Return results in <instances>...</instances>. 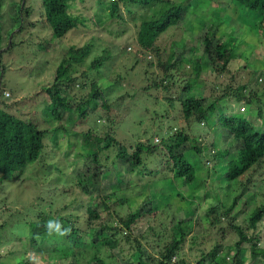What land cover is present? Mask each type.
<instances>
[{"label":"rangeland","instance_id":"374dc122","mask_svg":"<svg viewBox=\"0 0 264 264\" xmlns=\"http://www.w3.org/2000/svg\"><path fill=\"white\" fill-rule=\"evenodd\" d=\"M13 1L17 2V0L2 1L3 31L10 28L11 10L9 7L10 2ZM40 1H24L25 6L30 9L29 16L22 22L20 30L16 31L17 28H15L9 33L7 39L9 40L12 36L11 39L14 44L8 49L5 48L6 46L0 48V65L4 68L3 74L0 72V81L3 92H7L6 96L0 92V108H4L19 119L30 120L38 128L47 129L48 132L56 128V132L54 131L55 139H53L52 134L46 136L43 139V147L37 160L26 164L21 170L19 178L5 179L0 183V264H16L22 258L29 259L31 264H84V261L80 263L74 261L72 255L77 254V249L69 247L65 235H60L55 229L51 231L48 229L43 234L46 243L49 245L44 243L41 251H35L33 247L29 246V239L26 238L29 233L30 221L38 219L37 216L41 215L42 212L45 215L58 216L61 219L63 216L71 218L73 213H76L77 216L81 214L78 209L83 211L89 206L91 209L87 214L94 218L91 224L97 226L98 223H104L102 222L104 219L114 222L117 216L129 215L130 211L135 209L145 198H149V203L142 206L140 210L142 215L131 224L129 231L122 229L117 236L114 255L111 256L108 251L99 246L98 255L101 258L109 264H136L137 260L149 264L148 256L156 255V248H151V245L155 244V237L154 235L150 236V233L145 231L147 226L150 225L157 233L164 232V241H168L170 235L176 231L174 224L177 219L192 214L193 224H186L183 228L186 232V242L182 247L184 258L188 262L190 260V264H214L207 257H204L200 263H196L194 260L201 256V251H206L207 247L213 244V239L222 246L232 244L236 239L235 233L229 229L227 222L222 220L216 225L223 228L221 233L216 232L215 226H206L203 218L200 219L203 226L201 227L198 219L202 216L203 208L206 207L207 201L209 202L211 198L198 200L197 211H195V208L192 209V205L187 207L182 205L180 196L194 193L202 194L205 190L211 194L214 193L218 183L217 173L219 171L213 160V148L220 150L227 147L230 144L228 139L222 142L221 136L214 135L215 126L207 127L199 124L192 127L193 135L182 146V150L184 155L192 160L196 180L186 185L178 179L173 180L175 183L169 182V175L161 176L159 169H157L158 165L156 166L157 162L149 157L145 160L144 166L148 169L156 168L157 175L148 179V175L145 174L146 169H140L135 175V173L128 172L129 165L122 160L116 159L110 163L111 158H113L112 154L107 157L106 164L101 166L97 164L96 166L90 161V154L94 150V145L97 144L96 135L93 134V131L95 129L101 131L112 126L114 137L118 141L124 142L136 141L137 136L150 135L154 129H158L156 126L159 121L157 120L161 117H155L156 121L153 119L155 126L152 123L149 126V115L160 110L159 106L163 105L164 102L163 96L175 94L173 92L176 91L175 88L182 86L183 81L186 80L194 84V87L197 85L196 96H209V98L218 96L225 92L226 84L233 87L238 82L248 85L246 92L249 90H256V93L260 92V88H264V82L259 80L256 75L262 72L264 78V37L261 36L264 34L258 22L260 13L245 10L235 1L196 2L195 0H188L186 13L178 21V25H171L161 32L156 37V44L163 56L168 53L170 41L184 42V50L196 48L195 56L200 58L201 63L199 77L203 80L193 81L187 77L184 79L173 76L170 84H167L166 91L161 90V88L149 87L143 93L140 92L139 87H142L146 81H150L160 72L154 63L152 70L147 73L144 71L145 61L155 60V57L149 52L145 54L138 52L139 60L134 62L135 51H137L135 48L136 26L134 21L129 18L125 6L121 5L125 1L119 2L118 14L121 19H117V17L106 15V10H99L100 7H97L96 0H74L70 3L68 12L75 15L80 11L85 17V27L71 29L59 38L53 37L49 26L45 25ZM127 6L131 10H136V18L150 15L149 10L144 11L137 8L136 5L130 6L129 3ZM78 18L82 19L81 16ZM206 31L211 32L214 38L222 40L232 35L235 49L229 62V71L232 73L233 79H227L228 74L226 73L221 75L213 71L215 63V59L212 62L213 55L209 59V66L212 67L206 66L207 57L202 52V46L198 45ZM8 40L6 44H8ZM88 42L91 43L90 53L84 58L83 65L71 67L69 75L72 82L70 87L68 90H60L59 94L68 101L79 100L87 93V86L80 88V84L89 81L91 77L97 76L99 84L104 87L114 81L115 85L112 90L110 88L111 91L108 90V95L113 98L118 97L119 112L117 115L120 118H117L111 125L95 119L96 114L100 113L99 110L89 116L87 112H83V115L86 116L83 120H81V116L75 121L77 123L69 122L67 109L69 107L59 108L55 112L46 91V88L51 86L55 67L67 47L70 45L79 46ZM103 49L109 52V59L102 64L97 72L94 69L87 70L86 64L92 57L100 54ZM208 49L212 52V45ZM177 53L179 52L177 51ZM175 58L180 59L184 63V69L190 73V64L184 62L183 57L181 58L178 54L175 55ZM170 71L173 75L177 72ZM247 79L248 83L246 82ZM254 80H257L258 83L255 84ZM201 83L203 85H200ZM258 105L260 108L263 107L261 104ZM142 106L148 107L150 112H140L139 109ZM216 106L218 113L213 117L214 119L218 118L219 115L241 114L243 112L248 114L251 111L249 105L245 106V109L243 108L244 100L235 101L231 93L219 98ZM125 107L132 110L123 115L122 113L126 112ZM73 110L76 117L77 112L75 109ZM112 114L110 113V116ZM258 122L259 124L255 128L262 129L264 112H262ZM163 123L164 125L167 123L171 126L176 125V121L170 117L164 119ZM61 126L66 127L69 132L64 131ZM88 128L91 129L89 130L90 133L84 135ZM142 132L144 133L141 134ZM71 138L73 145L69 147L66 144L67 140H71ZM213 141L215 142L214 146L211 145ZM99 145H101L100 142ZM192 146H197L199 152L191 153ZM99 159L102 162L103 156L101 155ZM161 164L160 167L163 166ZM80 173H84L87 182L83 190L76 183ZM116 177L118 180H115ZM128 180L135 181L133 186L126 182ZM114 183L118 188V191L115 192L117 200L124 201L126 197L129 202L116 201L115 204L108 207L107 215L105 211H101L94 204V199L96 195L106 194L107 189L110 190L109 187ZM249 191L253 194V199L249 205L253 201L257 203L264 200V170L259 169L252 175ZM112 198L115 197L112 196ZM66 204H69L68 207L62 208ZM182 207L184 209L180 211ZM238 209L236 207L235 210ZM195 212L198 214L197 217H194ZM79 217H77L79 224L85 227L87 215L84 213L85 219ZM240 219L241 216H238L235 223L241 224ZM144 231L149 235L145 239L140 238ZM206 231H209L206 244L202 245V240L199 237L195 243L193 241L192 244H189L193 233L198 234L200 232L202 234ZM250 232L251 230H248L247 234ZM254 232L258 240L256 245L263 249L264 219L257 225ZM208 237L211 238V241ZM135 240L146 250L141 260L142 257L139 258L136 254H131L136 245ZM158 244L160 245V243ZM244 247L246 248L247 244ZM189 249L191 251H188ZM233 251L232 249L230 254ZM239 256L243 258L244 264H263L264 262L262 257L263 262L258 259L256 261L250 260L247 250Z\"/></svg>","mask_w":264,"mask_h":264},{"label":"trees","instance_id":"16d2710c","mask_svg":"<svg viewBox=\"0 0 264 264\" xmlns=\"http://www.w3.org/2000/svg\"><path fill=\"white\" fill-rule=\"evenodd\" d=\"M2 1L3 0H0V48L6 46L5 48L8 49L14 44L11 39L12 36L9 40L7 39L9 33L15 28H17L16 31L22 28V22L29 16L30 9L25 6V0L10 2L9 8L12 12V14L10 12L9 16L10 28H6L3 31L1 12ZM73 1L74 0L40 1L42 8V12H40L46 23L45 25L49 26L53 37L59 38L71 29L85 27V17L80 11L75 15H71L68 12L69 5ZM121 1H125V3L121 5L125 6L124 8L129 18L134 21L133 23H135L136 26L135 48L137 51H135L134 62H138L139 60L138 52L143 54L149 52L155 57V60H146L144 71L146 73L149 72L155 64V67L160 72L156 77L152 78L150 81H146L142 87H139L140 92L144 93L149 87L161 88V90L166 91L173 76L184 79L187 77L193 81L200 79L199 73L201 71V63L200 58L195 56L196 48L184 50V42L176 43L175 41H170L168 53L163 56V54L160 53L159 46L156 44V37L161 32L171 25H178V21L186 13L188 0H107L105 2L96 0L97 7H100L98 8L99 10H106V15L109 17H117V19H121L118 14L119 2ZM195 1L209 2L211 0ZM228 1H235L245 10L260 13L258 22L264 34V0ZM128 3L130 6L136 5L137 8H141L144 11L149 10L150 15L136 18V10L129 9L127 6ZM79 16L82 17L81 20L78 18ZM261 36L264 37L263 35ZM7 40L8 44H6ZM2 41L3 44H1ZM198 45L202 46V52L205 53L207 57L206 66L210 67L209 59L211 55H213L212 62L215 59L213 71L221 75L226 73L228 74L227 79H233V75L229 71V62L233 57L235 49L232 35L222 40L214 38L211 32L206 31ZM211 45L212 52L208 49ZM90 49V42L79 46L70 45L67 47L64 55L55 67L51 86L47 87L46 91L55 112H57L59 108L65 109L69 107L67 108L69 111V122H75L81 116V120H83L86 117L83 115V112H87L89 116L95 113L96 110H99L100 113L96 114L97 117L95 119L99 120V122H107L111 125L117 118H120V116L117 115L119 112L118 97L116 96L113 98L108 95L109 91H111L112 87L115 85L114 81L112 84H108L104 87L99 84L97 76L91 77L89 81L80 84V88L87 86V93L84 97L79 98V100L73 99L72 101H68L59 94L60 90H68L70 87L69 85L72 82V78L69 75L71 67H73V65H81L84 58L90 53ZM177 51L179 53H177ZM176 54L181 58L183 57L184 62L186 61L190 64V73L192 74L184 69V63L180 59L175 58ZM108 59L109 52L103 49L100 54L91 58L86 64V69H94L97 72ZM170 70L177 72L173 75ZM3 71L4 68L0 65L1 74H3ZM261 73L262 72H259L256 75L259 77V80L264 82ZM246 82L248 83V79ZM253 82L255 84L258 83L257 80ZM203 83L200 85H203ZM193 85L194 84L190 83L189 80L183 81L182 86H177L175 88L176 91H173L175 94L172 96H163L164 102L162 103L163 105L159 106L160 110L149 115V126H151V123L155 126L153 119L156 121L155 117H161V119L157 120L159 121V124L156 126L158 129H154V132L150 135L145 137L137 136L136 141L130 140L129 142H124L118 141L114 137L113 129H111L112 126L101 131L95 129L93 134L96 135L97 144L94 145V150L90 154V161L96 164V166L97 164L101 166L107 163V157L112 154L113 158H111L110 163L116 159L122 160L128 163V172L132 174L135 173V175L140 169H146L147 171L145 174L148 175V179L157 175L156 168L148 169L144 166L145 160L149 157L157 162L156 166L158 165L157 169H159V174H161V176H170V178H168V180L170 179L169 182L172 183L173 180L178 179L181 183L189 185L196 180V174L192 160L184 155L182 146L185 142H188L193 135L192 127L194 125L203 124L207 127L215 126L216 130L214 131V135L221 136L220 140L222 142L228 139L230 143L228 144L229 147L227 145V147L220 150L213 148V160L219 171L217 173L218 183L216 184V190L212 194L207 190L203 191L202 194H185L186 196H180V202L186 207L192 205V209L195 208V211H197L198 200L207 197L209 199L211 198L209 202L207 201L206 207L203 208L202 216L198 221L203 218L206 226H215L216 232L219 231L220 233L223 232V228L216 225H218L221 220L225 221L229 229L235 233L236 239L232 244L225 246L220 245L218 241L213 239V244L208 246L206 251H201V256L194 261L200 263L204 257H207L210 261H213L214 264H244V260L239 254L247 250L250 260L256 261L258 259L263 262L264 248L262 249L256 245L258 240L254 230L264 219V200L257 203L253 201V203L249 205L253 199V194L249 191V184L252 182V175L255 171L259 169L264 170V124L262 125V129L255 128L259 124L258 120L261 118L262 112H264V88H260V92L258 93H256V90H249L246 92V88L248 87L246 83L238 82L233 87L226 84L224 88L225 92L209 98V96H196L198 88H196L197 85H195L196 87ZM2 91L3 88L1 87L0 81V92ZM227 93H231L235 101L244 100L243 108L245 109V106L249 105L251 111L248 114L243 112L241 114L230 113L228 115H219L218 118L216 117V119H214L213 117L218 113L216 110L218 99L226 96ZM252 98L254 99L252 100ZM258 104H261V107H263L260 108ZM126 108L127 107L124 108L126 112L122 113L123 115L128 114L132 110ZM73 109L77 112L76 117ZM139 111L144 113L150 112L146 106H142ZM110 113H113L112 116H110ZM167 117L174 119L176 125L171 126L168 123L164 125L163 120ZM61 127L64 131H68L66 127ZM89 130L91 129L88 128L84 135L90 133ZM54 131L56 132V128L51 132H48L47 129H40L30 120L19 119L4 108H0V183L5 179L19 178L21 170L25 165L36 161L38 156H40V151L43 147V139L50 134H52L53 139H55ZM143 133L144 132L141 134ZM99 142L101 145H99ZM66 145H69V147L73 145L72 138L71 140H67ZM211 145L214 146L215 142L213 141ZM190 150L191 153L199 152L197 146H192ZM101 155L103 156L102 162L101 159H99ZM161 163L163 164L162 167H160ZM115 180H118L117 177ZM126 182L130 184V186H133L135 183V181L131 182V180ZM76 183L82 190L84 189V186L87 184L84 173H80ZM109 188L110 190L107 189L108 192L106 194L96 195L94 199V204L97 205L101 211H105L107 215L108 207H111L112 204L118 201L115 193L118 191V188L115 186V183ZM112 196L115 198L113 199ZM125 201L126 203L129 202L126 197L124 201L118 202ZM148 203L149 198H145L135 209L130 211L129 215L117 216L114 222L104 219V221H102L104 223H98L97 226L91 224L94 218H91L90 214H87L91 209L89 206L83 211L78 209L81 211V214H78V216L76 213H73L71 218L63 216L62 219L65 220H62L58 216L45 215L42 212L41 215L37 216L38 219L30 221L29 233L26 235V238L29 239L30 247H33L35 251H41L43 249V244L46 243L43 234L48 230L47 222L59 221L62 225V229H70V232L65 235V239L69 247H75L77 249V254L72 255L75 262L77 261V263H80L84 261V264H109L98 255L99 246L103 247L113 256L114 249L117 245V236L122 229L127 231L130 230L131 224L142 215V212H140L142 206ZM68 205L69 204L63 205L62 208L64 207V209H66ZM238 206H240V209H238ZM236 207L238 210H235ZM183 209V207L180 208V211H183ZM84 213L87 215V221H85L86 226L82 227L77 217L80 216L79 218L85 219ZM197 216L198 214L194 217ZM238 216H241V224L235 223ZM189 223L193 224L192 214L177 219L174 224L176 231L170 235L168 241H164V232L157 233L150 225L147 226L145 231H148L150 236L154 235L155 237V240L153 239L155 244L153 246L151 245V248H156V255L152 254V256H148L149 264H190V260L188 262V260L184 258L185 255L182 252V247L186 242V232L183 228ZM199 224L203 227L201 221ZM248 230H251L249 234H247ZM145 231L140 235V238L145 239L149 237ZM208 232L209 231H206L202 234L198 232V234H200L199 236L193 233L190 237L189 244H192L193 241L195 243L198 237L202 240V245L206 244ZM208 239L211 241V238L208 237ZM135 242L136 245L131 251V254H136L139 258L142 257L140 258L141 260L146 250L145 247L140 246L139 242L136 240ZM156 242L160 243V245ZM46 244L49 245V243ZM245 244H247L246 248L244 247ZM232 249L234 251L230 254ZM91 250L92 252H89ZM188 251L191 250L189 249ZM135 263L144 264L143 261L138 262V260ZM16 264H31V262L27 258H22L17 261Z\"/></svg>","mask_w":264,"mask_h":264},{"label":"clouds","instance_id":"9594fccd","mask_svg":"<svg viewBox=\"0 0 264 264\" xmlns=\"http://www.w3.org/2000/svg\"><path fill=\"white\" fill-rule=\"evenodd\" d=\"M47 228L49 229V231L55 229L56 232L59 233L60 235H66L68 232H70V229L67 228L62 229V225L60 224L59 221H48Z\"/></svg>","mask_w":264,"mask_h":264},{"label":"built area","instance_id":"2783aa9c","mask_svg":"<svg viewBox=\"0 0 264 264\" xmlns=\"http://www.w3.org/2000/svg\"><path fill=\"white\" fill-rule=\"evenodd\" d=\"M3 92V91H2ZM4 93V96H6L7 95V92H3Z\"/></svg>","mask_w":264,"mask_h":264},{"label":"water","instance_id":"95a60500","mask_svg":"<svg viewBox=\"0 0 264 264\" xmlns=\"http://www.w3.org/2000/svg\"><path fill=\"white\" fill-rule=\"evenodd\" d=\"M23 1V0H22Z\"/></svg>","mask_w":264,"mask_h":264}]
</instances>
